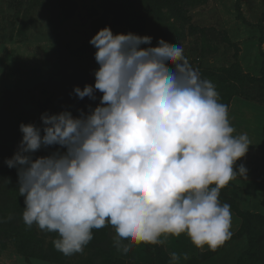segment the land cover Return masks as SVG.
Listing matches in <instances>:
<instances>
[{"label": "clouds", "instance_id": "clouds-1", "mask_svg": "<svg viewBox=\"0 0 264 264\" xmlns=\"http://www.w3.org/2000/svg\"><path fill=\"white\" fill-rule=\"evenodd\" d=\"M152 39L100 29L89 40L97 49L95 83L74 87L80 99L95 100L98 90L100 103L78 117L45 112L41 126L19 125L22 139L5 164L17 169L23 222L57 233L53 245L65 256L82 253L93 229L106 225L124 254L181 234L215 252L232 237L231 206L219 195L246 177V167L234 165L249 138L234 135L215 85L181 45L160 38L151 46ZM53 145L65 150L33 159ZM180 260L170 253V264Z\"/></svg>", "mask_w": 264, "mask_h": 264}, {"label": "rangeland", "instance_id": "rangeland-1", "mask_svg": "<svg viewBox=\"0 0 264 264\" xmlns=\"http://www.w3.org/2000/svg\"><path fill=\"white\" fill-rule=\"evenodd\" d=\"M105 26L113 34L151 36V46L160 38L180 44L192 68L215 85L234 135L249 138L234 170L244 161L258 166L221 190V204L231 206L232 237L215 252L181 234L124 254L106 225L93 229L82 253L65 256L53 245L57 233L23 222L17 169L5 164L22 139L19 125L41 126L45 112L78 117L100 103L98 90L95 100L80 99L74 87L94 85L99 65L89 40ZM57 150L65 149L42 147L33 159ZM263 166L264 0H0V264H170L171 252L181 256L179 264H264Z\"/></svg>", "mask_w": 264, "mask_h": 264}, {"label": "crops", "instance_id": "crops-1", "mask_svg": "<svg viewBox=\"0 0 264 264\" xmlns=\"http://www.w3.org/2000/svg\"><path fill=\"white\" fill-rule=\"evenodd\" d=\"M255 146L257 147V145H255ZM243 165H244L245 167H247V169H252V168H253V169H256V167L258 166L257 164H256L257 166L254 165V164H252V165L249 164V165H248V162H245V161H244ZM251 167H252V168H251ZM263 167H264V166H263Z\"/></svg>", "mask_w": 264, "mask_h": 264}, {"label": "trees", "instance_id": "trees-1", "mask_svg": "<svg viewBox=\"0 0 264 264\" xmlns=\"http://www.w3.org/2000/svg\"><path fill=\"white\" fill-rule=\"evenodd\" d=\"M135 22H133V24H134ZM132 23L130 22V25H131ZM130 25L127 27V26H125L126 28H129L130 27Z\"/></svg>", "mask_w": 264, "mask_h": 264}]
</instances>
